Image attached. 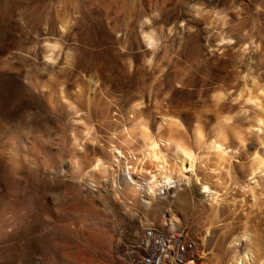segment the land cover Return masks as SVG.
<instances>
[{
    "label": "rangeland",
    "instance_id": "rangeland-1",
    "mask_svg": "<svg viewBox=\"0 0 264 264\" xmlns=\"http://www.w3.org/2000/svg\"><path fill=\"white\" fill-rule=\"evenodd\" d=\"M75 119L76 156L100 168L70 165ZM260 120L264 0H0V264H137L146 228L186 233L196 264H226L245 231L259 255L264 173L248 175ZM140 126L171 131L205 163L150 210L112 189L136 161ZM219 128L224 154L199 150L196 132L210 143Z\"/></svg>",
    "mask_w": 264,
    "mask_h": 264
},
{
    "label": "bare ground",
    "instance_id": "bare-ground-1",
    "mask_svg": "<svg viewBox=\"0 0 264 264\" xmlns=\"http://www.w3.org/2000/svg\"><path fill=\"white\" fill-rule=\"evenodd\" d=\"M132 6H134V5H132ZM133 8H135V7H133ZM133 10L134 9H130V11L127 15L128 19L133 18V13H134ZM148 22H149L148 20L145 21V23H148ZM145 23H143V24H145ZM145 25H147V24H145ZM61 29L62 30L65 29L64 25L61 26ZM142 38H143V41L147 47H153L156 43L155 36L152 34V32L143 31L142 32ZM86 41H88V40H86ZM48 50H50V49L48 48ZM49 56L45 57V58H47V61H49L48 60ZM31 78H32L31 76H30V78H28L29 82H32L33 78L32 79ZM76 119L73 120V122H72V137L71 136L70 137H71V142L73 144V147L75 148L74 151H76V150L81 151L80 150L81 148L78 150L79 147L77 148V145H76V142H77V140L79 141V139L77 137V140H76L75 135H74L75 130H77L79 128L78 127L79 120H76ZM134 121H136V119ZM169 124H170V122H169ZM260 124L263 125L264 122H262L260 120ZM140 125L146 126V124H144V123H142ZM144 126H140V128L141 127L143 128ZM166 126H168V125L166 124ZM140 128H139V130H140ZM142 128L140 131L141 134H139L141 136V141H139V143H140L139 147L135 148L133 151L135 153L134 157L136 156V158H135L136 161L134 162L132 167H130L131 164L130 165L127 164L123 168L121 167L122 171H120V175L122 173L123 177L121 179H119V178L115 179V177H114L113 181L112 180L111 181L113 182V185L115 186L114 188H112L113 190L115 189L116 192H119L121 195L122 194L125 195L127 197V199L131 200V202L133 201L134 204L140 203L145 209L150 210L154 207V205H156L158 203L160 205H163L166 203L167 193L169 191H171L172 189L178 188L177 185H175L176 181L181 182V183L184 181L187 183L188 186H192L190 178L185 179V175L188 172L187 171L188 168H190V170H193L194 164L196 162L202 161V157L198 156L199 154L197 155L196 153H194L190 149H187L186 147L182 146L173 137V135L171 134V131L168 133H163V132L158 133L157 136L155 138H153L152 137L153 135L150 136L147 132H145V130L142 131ZM162 128H163V126H162ZM144 129H149V128L146 127ZM139 130L136 129V132H138ZM84 131H86V130L83 129V132ZM136 132H134V133H136ZM77 133H79V132H77ZM67 135H68V133H67ZM139 135H137V133H136V135L134 134L133 137L135 136V138H136L137 136L139 137ZM131 139H132V137H131ZM136 139L139 140L138 138H136ZM136 139L133 138L132 140H136ZM224 139H225L224 138V132H223L222 128L218 129V131L216 132L215 139L213 141H211L210 143L207 142L209 144H207L203 140L201 133L199 131H197L196 135H195V144L198 146L199 150L203 146L204 147L206 146L207 152L213 151L216 156L220 157L222 154H224L223 153L224 151H223L222 145H221V141H223ZM127 142L129 144H132L135 141H133V142L127 141ZM134 144L136 145V143H133V145ZM163 144L166 145L167 149H169V147H171L170 149H171L172 153H169V154H173V157L176 161V164L173 165V167H171V168H168L166 166V164H167L166 160L167 159L165 157L163 149L161 148ZM78 146H79V144H78ZM167 149H166V151H167ZM77 151L74 153H77ZM118 153L121 156L123 155L122 152H118ZM78 154L79 153L74 154L73 157L70 159V165L72 167H74L76 170H80L81 172H86V170H88L89 168H92L93 165H95V168L101 167L102 161L99 157H95V158L91 159L90 161L85 162L84 160H82V158H79L78 156H76ZM80 155H81V153H80ZM82 156L83 155H81V157ZM115 156L117 159L120 158L117 155H115ZM252 157H254V158L251 160V166L249 168V175L248 176H253L254 178L252 180H254L257 176L259 177V175L264 173V148L261 150L260 154H254ZM204 164H202V162H201V166ZM118 167H119V165H118ZM93 168H92V170H93ZM102 170H103V168H102ZM105 170H107V168H105ZM100 172L103 174V171H100ZM114 173H117V172H114ZM92 174L87 173L86 176L91 177ZM104 174H106V173L104 172ZM193 176L196 177L194 173H192L191 177L193 178ZM91 178H93V177H91ZM197 182H198V178H197ZM254 184H255V186H252V184L249 183L248 186L249 187L252 186L253 187L252 189H255L256 183H254ZM202 189H204V191H207V190H209V187L202 185ZM115 191H114V193H115ZM162 192H163V194H162ZM172 218H173V216H172ZM174 220H176V219H174ZM175 223L172 222L169 224L168 222H164L162 224V226L168 227L170 225V227L174 228ZM229 246H230L229 249L232 252V257L230 258V260L226 264H264V243H263V246L259 245L262 248L261 249L262 252L258 255V252L256 251L257 244H255V240H254L252 234L248 233L247 231L242 232L238 236H235L232 239Z\"/></svg>",
    "mask_w": 264,
    "mask_h": 264
},
{
    "label": "built area",
    "instance_id": "built-area-1",
    "mask_svg": "<svg viewBox=\"0 0 264 264\" xmlns=\"http://www.w3.org/2000/svg\"><path fill=\"white\" fill-rule=\"evenodd\" d=\"M196 250V242L184 232L169 233L146 228L130 257L137 264H195Z\"/></svg>",
    "mask_w": 264,
    "mask_h": 264
}]
</instances>
